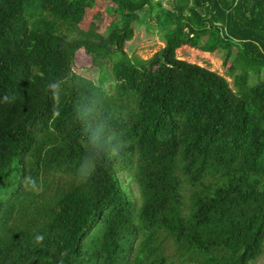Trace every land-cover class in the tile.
Listing matches in <instances>:
<instances>
[{"label": "trees", "instance_id": "16d2710c", "mask_svg": "<svg viewBox=\"0 0 264 264\" xmlns=\"http://www.w3.org/2000/svg\"><path fill=\"white\" fill-rule=\"evenodd\" d=\"M164 1L0 0V264L264 251V0ZM144 11L167 32L147 60L125 50Z\"/></svg>", "mask_w": 264, "mask_h": 264}, {"label": "rangeland", "instance_id": "374dc122", "mask_svg": "<svg viewBox=\"0 0 264 264\" xmlns=\"http://www.w3.org/2000/svg\"><path fill=\"white\" fill-rule=\"evenodd\" d=\"M164 5L170 7V3L167 0L164 1ZM139 17L140 19L135 23V36L132 41L126 44L125 50L129 56H139L147 60L166 46L167 32L157 24L155 14L150 16L147 11H144L139 14ZM178 57L188 62L218 71L225 75L235 88L234 77L229 74L231 64H225L227 53H207L200 48L187 46L178 51ZM83 64L84 67L78 69V72L93 78L99 83L102 80L101 69H90V62H83ZM259 78H264V71L260 76L256 74L253 75L252 82H255ZM111 82L112 79L105 80L106 88L110 93L113 92ZM250 264H264V251L258 258L252 260Z\"/></svg>", "mask_w": 264, "mask_h": 264}, {"label": "clouds", "instance_id": "9594fccd", "mask_svg": "<svg viewBox=\"0 0 264 264\" xmlns=\"http://www.w3.org/2000/svg\"><path fill=\"white\" fill-rule=\"evenodd\" d=\"M27 182H28V183H30L31 181H30V180H28ZM37 239H38V240H39V239H42V237H38Z\"/></svg>", "mask_w": 264, "mask_h": 264}]
</instances>
